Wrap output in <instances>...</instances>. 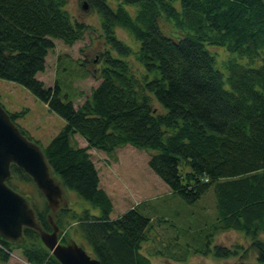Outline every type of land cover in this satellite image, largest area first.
<instances>
[{"label": "trees", "instance_id": "1", "mask_svg": "<svg viewBox=\"0 0 264 264\" xmlns=\"http://www.w3.org/2000/svg\"><path fill=\"white\" fill-rule=\"evenodd\" d=\"M86 1L100 18L107 47L99 55L98 87L76 107L69 96L63 99L58 81L47 87L37 75L54 40L73 45L89 25L70 15L67 0H0V78L23 85L65 120L50 143L41 145L43 153L65 190L100 210L61 207L53 215L57 226L63 232L77 225L83 247L103 264H154L142 253L151 219L136 207L111 217L113 203L100 187L90 153L112 155L131 145L155 152L149 167L186 202L213 188V230L244 232L264 264V0ZM117 28L134 36L138 51L117 36ZM209 47L230 56L219 65ZM131 55L142 73L129 64ZM9 114L40 145L17 123L24 112ZM76 135L86 146L76 143ZM11 173L8 184L16 191V180L32 182L16 165ZM41 196L42 203L29 196L31 206L51 232L53 213ZM67 232L60 235L64 244ZM23 234V243L0 236L1 262L18 250L27 264H61L36 230L25 227ZM237 252L209 244L204 254L222 259Z\"/></svg>", "mask_w": 264, "mask_h": 264}, {"label": "rangeland", "instance_id": "2", "mask_svg": "<svg viewBox=\"0 0 264 264\" xmlns=\"http://www.w3.org/2000/svg\"><path fill=\"white\" fill-rule=\"evenodd\" d=\"M85 1L67 0L70 15L90 27L84 38L73 45L54 40L55 46L46 57V68L37 75L47 87H53L58 81L63 99H66L65 95L69 96V99L74 100L76 107L82 104L86 97L88 98L93 88L98 87L100 80L96 76L99 75L102 62L99 55L107 47L102 37L100 18L89 4L87 9H83ZM127 9L134 13V7L127 6ZM116 34L134 51H138L140 44L128 31L117 28ZM209 49L216 56L219 65L230 56L220 47H209ZM128 61L135 73L143 72V68L134 56L128 57ZM239 61L247 64L245 58ZM0 103L8 112H24L17 123L28 131L34 140L39 141L40 146L48 145L65 125V120L61 116L50 111L42 100L17 82L0 78ZM74 139L79 146H86L81 136L76 135ZM90 153L99 172L100 187L105 190L113 203L111 217L115 219L125 211L136 207L151 219L149 241L142 246V253L151 258L152 263H259L256 252L250 248L251 239L244 232L213 230L212 226L217 220L213 188L195 203H188L178 193L172 192L149 167L148 162L154 151L125 145L116 149L112 155L96 149H90ZM15 183L19 186L18 193L42 203L43 198L33 182L16 180ZM65 194L68 201V206L65 208L71 207L78 212L89 209L94 214L100 213L98 208L81 198L74 190L66 189ZM53 215L54 213L52 217ZM60 231L62 236L68 231L69 243L75 242L82 246L86 244L77 225L71 224L66 231L62 232L61 229ZM261 237L264 240V236ZM209 244L211 248L220 245L238 252L228 258H216L212 254H204ZM0 264L27 263L22 259L20 252L15 250L7 263L0 261Z\"/></svg>", "mask_w": 264, "mask_h": 264}, {"label": "water", "instance_id": "3", "mask_svg": "<svg viewBox=\"0 0 264 264\" xmlns=\"http://www.w3.org/2000/svg\"><path fill=\"white\" fill-rule=\"evenodd\" d=\"M83 9L88 8L84 2ZM11 165L21 168L43 195L51 213L68 206L66 190L55 176L54 171L43 153L42 147L21 133L16 122L0 103V236L12 243L25 241V227L36 230L43 244L61 264H103L85 247L73 243H61L57 226L52 215L49 223L52 231H45L37 221L36 212L30 198L18 193L9 186L12 177ZM236 264H262L240 262Z\"/></svg>", "mask_w": 264, "mask_h": 264}]
</instances>
